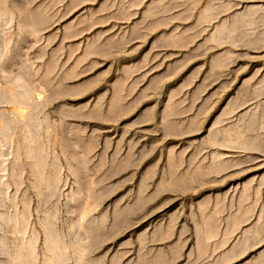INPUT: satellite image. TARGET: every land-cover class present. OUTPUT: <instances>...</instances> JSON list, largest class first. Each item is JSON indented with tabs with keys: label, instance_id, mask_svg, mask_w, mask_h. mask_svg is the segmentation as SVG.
<instances>
[{
	"label": "rangeland",
	"instance_id": "obj_1",
	"mask_svg": "<svg viewBox=\"0 0 264 264\" xmlns=\"http://www.w3.org/2000/svg\"><path fill=\"white\" fill-rule=\"evenodd\" d=\"M0 264H264V0H0Z\"/></svg>",
	"mask_w": 264,
	"mask_h": 264
},
{
	"label": "bare ground",
	"instance_id": "obj_2",
	"mask_svg": "<svg viewBox=\"0 0 264 264\" xmlns=\"http://www.w3.org/2000/svg\"><path fill=\"white\" fill-rule=\"evenodd\" d=\"M227 33V32H226ZM245 139H247V138H243V140H245ZM246 141V140H245Z\"/></svg>",
	"mask_w": 264,
	"mask_h": 264
}]
</instances>
